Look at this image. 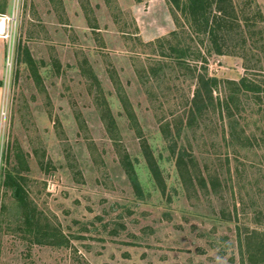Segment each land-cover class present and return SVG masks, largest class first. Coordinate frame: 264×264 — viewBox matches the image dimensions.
I'll list each match as a JSON object with an SVG mask.
<instances>
[{
	"label": "rangeland",
	"instance_id": "374dc122",
	"mask_svg": "<svg viewBox=\"0 0 264 264\" xmlns=\"http://www.w3.org/2000/svg\"><path fill=\"white\" fill-rule=\"evenodd\" d=\"M226 11L217 54L167 0H14L0 77V264L258 263L245 240L264 234V93L238 94L233 120L218 100L226 80L264 86V0ZM172 47L187 50L183 65ZM205 71L221 81L215 108L190 124ZM171 145L187 155L184 176Z\"/></svg>",
	"mask_w": 264,
	"mask_h": 264
},
{
	"label": "trees",
	"instance_id": "16d2710c",
	"mask_svg": "<svg viewBox=\"0 0 264 264\" xmlns=\"http://www.w3.org/2000/svg\"><path fill=\"white\" fill-rule=\"evenodd\" d=\"M231 0H167V3L170 7V11L178 21L177 13H180L188 21L191 29L196 33H203L209 36L210 40L215 46V52L217 54H222L221 44L219 43V38L222 35V29L225 24L224 18L227 13L226 4ZM175 34V32H173ZM173 52L177 54L178 61L180 64H184L183 58L187 55L186 49H180L177 47H172ZM24 62L29 64L31 67H35L36 62L28 52L25 50ZM221 81L217 77L208 76L207 72L200 73L197 76V87L194 92L192 99V108L190 112V124L194 123L199 117H203L211 109L215 108V97L214 92L218 89ZM224 83L227 84V87L230 90V96L225 99V102L219 101V109L221 113H225L226 117L230 120H233V110L230 104H234L235 100L239 98L238 94L240 93H254L261 94L264 93V86L255 83L249 80L246 77H242L238 82L232 80H226ZM1 85V82H0ZM122 102L125 104L126 109L128 110L129 102L125 96L121 98ZM131 118H133L132 112H129ZM114 121H111V125L114 127ZM234 129H232V134L234 135ZM171 156L177 158V164L179 171L184 176L183 171L187 169L186 154L176 151V146H169ZM149 157V156H148ZM121 165L124 168L129 181L131 182L134 191L137 196L141 199H144V189L139 180L138 174L136 172L135 165L129 154H123L121 157ZM150 169L153 179L156 181L160 189H164V182L162 179L161 172L159 171L158 166L152 162L150 158ZM202 179V178H201ZM202 185L204 188H208V183L202 179ZM210 183L214 190L218 188V180L211 179ZM4 184L10 188H20L21 196L18 198L22 205H26L23 189L21 184L16 178L11 174H8L5 178ZM35 217L32 214L26 215V221L29 225L32 226V223L35 221ZM252 235L248 236L245 240V254L249 257V260H259L264 264V234H259L254 232ZM52 240H55V235H47ZM260 237V241L253 242L255 237ZM260 258V259H259ZM255 264H258L257 261H254Z\"/></svg>",
	"mask_w": 264,
	"mask_h": 264
},
{
	"label": "built area",
	"instance_id": "2783aa9c",
	"mask_svg": "<svg viewBox=\"0 0 264 264\" xmlns=\"http://www.w3.org/2000/svg\"><path fill=\"white\" fill-rule=\"evenodd\" d=\"M16 16L11 13H0V38L8 40L12 38L15 30Z\"/></svg>",
	"mask_w": 264,
	"mask_h": 264
},
{
	"label": "crops",
	"instance_id": "0c3cea01",
	"mask_svg": "<svg viewBox=\"0 0 264 264\" xmlns=\"http://www.w3.org/2000/svg\"><path fill=\"white\" fill-rule=\"evenodd\" d=\"M14 0H0V13H9L12 7ZM6 54V40L0 38V77L3 73V66L5 62ZM2 102V91L0 88V108Z\"/></svg>",
	"mask_w": 264,
	"mask_h": 264
}]
</instances>
